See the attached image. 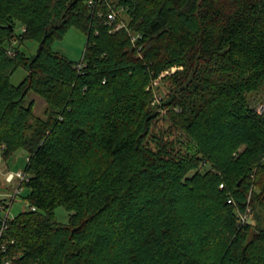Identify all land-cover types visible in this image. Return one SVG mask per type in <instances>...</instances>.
<instances>
[{
	"label": "trees",
	"instance_id": "1",
	"mask_svg": "<svg viewBox=\"0 0 264 264\" xmlns=\"http://www.w3.org/2000/svg\"><path fill=\"white\" fill-rule=\"evenodd\" d=\"M90 1L0 0V146L29 158L0 264H264V0ZM72 26L79 63L52 47Z\"/></svg>",
	"mask_w": 264,
	"mask_h": 264
},
{
	"label": "rangeland",
	"instance_id": "2",
	"mask_svg": "<svg viewBox=\"0 0 264 264\" xmlns=\"http://www.w3.org/2000/svg\"><path fill=\"white\" fill-rule=\"evenodd\" d=\"M18 31H22V27L19 26ZM86 43L87 34L83 30L72 26L67 30L66 34L63 37L54 39V41L52 42V47L55 51L79 63L83 59ZM39 47L40 43L35 39H26L20 45L21 50L24 51L28 56L35 55L38 52ZM176 70L177 69L171 71L170 73L164 72L163 75L158 79V83L155 84L154 87H152V90L154 92V101L152 103V106L156 109L157 112H161L162 114L167 111V108L164 106L166 91L163 87L162 79L165 75H170ZM27 75V69L24 66L20 65L11 76V81L13 84L18 85ZM31 101H34L35 115L38 117L47 118V115L45 113L47 108L46 100L34 91H30L24 104L28 106ZM249 101L251 106L255 107L256 109L259 108L261 104H264V86L258 91L249 93ZM27 162L28 152L24 148L15 151L8 160L4 159L3 151L0 150V194H7L11 191V193L13 194L14 190H11L13 189L12 184L16 186L18 181H13L12 183L9 182L7 180V175L9 172L24 171L26 169ZM6 197L7 196H2V199H5ZM28 207L29 204L20 194L12 203L8 215L10 218H14L17 214ZM2 212V214L4 215L7 214L6 210ZM70 214L71 212L64 206H58L55 209V216L60 223H68L70 220Z\"/></svg>",
	"mask_w": 264,
	"mask_h": 264
},
{
	"label": "built area",
	"instance_id": "3",
	"mask_svg": "<svg viewBox=\"0 0 264 264\" xmlns=\"http://www.w3.org/2000/svg\"><path fill=\"white\" fill-rule=\"evenodd\" d=\"M89 3L93 4V1L91 0ZM110 9H111V11L109 13V22L114 23L118 19V12L116 10H114L111 7V5H110ZM121 28H127V24H126V22L124 20L120 21L117 24V26H115L112 29V31H117V30H119ZM132 38H133V42H134L137 39V36L133 35ZM9 54L14 56L15 55L14 50L11 49L9 51ZM82 66H83L82 64H78L77 67L78 68H82ZM175 69H177V67H173L171 69H167L164 72L170 73L171 71H174ZM163 73H161V75H159V77L152 79L148 88L152 89V87H154V85L158 83V79L163 75ZM156 79H157V81H156ZM257 110L260 113H264V104H261L259 106V108H257ZM3 148H4V146H0V150L3 151ZM28 179H29V174L27 172H25V170L24 171H19V172H9L8 175H7V180L9 182L12 183L13 181H18V183H17L16 186L12 184V186H13L12 188L13 189H11V190H14L13 194L11 193L12 191L7 193V194L6 193L0 194V196L2 195L3 197L7 196L5 199L3 198V203L0 204V213L2 214L3 213L2 211H5V210L7 211V214H5V215L2 214V219H1L2 220V227L0 229V236L1 237L3 236L4 230L7 228V220H8V218H10L8 214L10 212L11 205L16 200V197L22 193V191H23L22 184H23L24 181H27ZM223 186L224 185L221 184V188ZM229 202H232V199H229ZM32 209L35 210L36 207H32ZM250 211H251V208H248V211L245 214H241L240 218H241L242 222H245V221L248 220V218H249L248 212H250ZM12 242H14V241H12ZM5 247H6V242H4L2 244V248L5 249Z\"/></svg>",
	"mask_w": 264,
	"mask_h": 264
}]
</instances>
